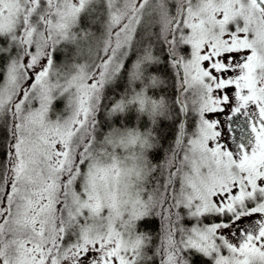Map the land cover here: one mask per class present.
Segmentation results:
<instances>
[{
  "label": "snow or ice",
  "instance_id": "1",
  "mask_svg": "<svg viewBox=\"0 0 264 264\" xmlns=\"http://www.w3.org/2000/svg\"><path fill=\"white\" fill-rule=\"evenodd\" d=\"M0 264H264V0H0Z\"/></svg>",
  "mask_w": 264,
  "mask_h": 264
},
{
  "label": "trees",
  "instance_id": "2",
  "mask_svg": "<svg viewBox=\"0 0 264 264\" xmlns=\"http://www.w3.org/2000/svg\"><path fill=\"white\" fill-rule=\"evenodd\" d=\"M58 107H62V106H58ZM189 127H191V123H189ZM166 131H167V139L170 141L171 139H172V137H173V135L175 134V129H173V128H171V127H168L167 129H166ZM150 228H155L156 227V225H154V224H150V225H148Z\"/></svg>",
  "mask_w": 264,
  "mask_h": 264
}]
</instances>
